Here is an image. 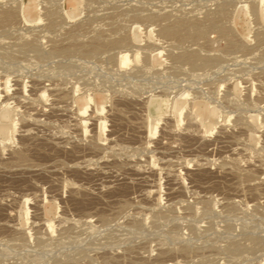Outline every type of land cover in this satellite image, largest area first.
<instances>
[{
  "label": "rangeland",
  "instance_id": "rangeland-1",
  "mask_svg": "<svg viewBox=\"0 0 264 264\" xmlns=\"http://www.w3.org/2000/svg\"><path fill=\"white\" fill-rule=\"evenodd\" d=\"M0 12V264H264V0Z\"/></svg>",
  "mask_w": 264,
  "mask_h": 264
},
{
  "label": "bare ground",
  "instance_id": "bare-ground-1",
  "mask_svg": "<svg viewBox=\"0 0 264 264\" xmlns=\"http://www.w3.org/2000/svg\"><path fill=\"white\" fill-rule=\"evenodd\" d=\"M255 4V3H254ZM253 7V6H252ZM252 7H251V9H252ZM115 8V7H114ZM220 8H222V6L220 7ZM245 8V7H244ZM254 8V7H253ZM26 10V13H28L29 11H30V9H31V7L28 5V6H26V8H25ZM136 9V8H135ZM138 10V9H137ZM5 11V10H4ZM47 11H48V9H47ZM139 11V10H138ZM221 11H223V10H221ZM253 11H255V10H253ZM217 12H219V13H221L220 11H217ZM1 13V12H0ZM3 13V12H2ZM48 13V12H47ZM115 13V12H114ZM113 13V15H115ZM120 13V12H119ZM207 13V12H206ZM226 13V12H225ZM51 14V13H50ZM54 14V12H52V18H53V15ZM56 14V13H55ZM58 14H60V13H58ZM122 14V13H121ZM212 14V13H211ZM215 14V13H214ZM214 14H212L211 16H213ZM218 14V13H217ZM222 14V13H221ZM224 14V13H223ZM222 14V15H223ZM47 15V14H46ZM127 15H128V13H127ZM136 15V14H135ZM226 15V14H225ZM13 16H14V13H10V12H6V13H4L3 15H1L0 16V22H2L3 23V21L5 20L6 22L8 21L9 23H10V19L11 20H13L12 18H13ZM58 16V15H57ZM66 16L67 17H72L73 15H70L69 13H66ZM129 16V15H128ZM148 16V15H147ZM162 16V15H161ZM217 16V15H216ZM15 17V16H14ZM48 17H50L49 15H48ZM111 17V16H110ZM118 17V16H117ZM132 17V16H131ZM141 17V16H140ZM164 17V16H163ZM209 17V16H208ZM214 17V16H213ZM217 17H219L220 18V16H217ZM222 17V16H221ZM40 18V17H39ZM51 18V17H50ZM55 18V17H54ZM133 18V17H132ZM144 18V17H143ZM143 18H142V20H143ZM173 18V17H172ZM216 18V17H215ZM23 19L25 20V21H29L28 19H27V16L25 17V16H23ZM48 19V18H47ZM58 19V18H57ZM115 19V18H114ZM165 19V18H164ZM208 19V18H207ZM211 19V18H210ZM15 20V19H14ZM50 20V19H49ZM145 20V19H144ZM143 20V21H144ZM167 20V19H166ZM170 20V19H169ZM188 20V19H187ZM187 20H183V22L185 21H187ZM191 20V19H190ZM190 20H189V22H190ZM41 21V20H40ZM119 21H120V19H119ZM154 21V20H153ZM157 21H159V20H157ZM160 21H161V19H160ZM162 21H163V19H162ZM207 21V20H206ZM211 21V22H210ZM217 21H219V23H221V20H217V19H214V18H212L211 20H209V22H208V24L210 23L211 25H213V26H219L218 25V23H217ZM50 22V21H49ZM52 22H54V21H51V24H52ZM156 22V21H155ZM164 22V21H163ZM183 22H181V21H175V23H177V24H175V25H173V23L172 24H167V25H165V26H170V27H164V29L163 30H161V34L163 35V36H168V37H176V38H179V40L182 38L183 40L185 39L184 37H186L187 36V38L188 37H190V36H192L193 37V35H194V38H195V36L196 37H200V36H197L196 34H198V35H200V34H202L204 31H202L203 29H205L206 27H207V25H205L206 27L205 28H203L204 26H203V24H202V26L203 27H201V26H199V24H200V22H199V24L197 25V21L195 20V22H197L194 26H192V28H194V31H193V29L192 30H189V28L187 29L186 27V24L184 25L183 24ZM189 22H187V24H189ZM205 22V21H204ZM38 23V22H37ZM113 23V22H112ZM191 23V22H190ZM194 23V22H193ZM207 23V22H206ZM6 24V23H5ZM4 24V25H5ZM57 24H58V22H57ZM110 24H111V22H110ZM119 24H121V23H119ZM209 24V25H210ZM223 24V23H222ZM1 25V24H0ZM113 25V24H112ZM171 25H173V26H171ZM210 25V26H211ZM221 25V24H220ZM52 26V25H51ZM111 26V25H110ZM110 26H108V27H110ZM117 26V25H116ZM190 26V29H191V24L189 25ZM195 26H199V27H201V28H197V27H195ZM212 26V27H213ZM222 26H224V25H222ZM49 27V26H48ZM209 27V26H208ZM208 27L206 28V29H208ZM212 27H210V29H212ZM78 28V27H77ZM203 28V29H202ZM213 28H215V27H213ZM221 28V27H220ZM224 28H225V26H224ZM3 29H4V27H3ZM79 29V28H78ZM119 28L117 27V31H120V30H118ZM186 29V30H185ZM200 29H202V30H200ZM205 29V30H206ZM226 29V28H225ZM223 30V28L221 29V32L223 33V34H225L226 32V30H228V29H226V30ZM2 30V29H1ZM103 30V29H102ZM160 30V29H159ZM209 30V29H208ZM207 30V31H208ZM215 30V29H214ZM219 30L220 29H218L217 31L219 32ZM3 31V30H2ZM78 31V30H77ZM104 31V30H103ZM111 31V30H110ZM113 31V30H112ZM207 31H205V33H207ZM79 32V31H78ZM77 32V33H78ZM82 32V31H81ZM102 32V31H101ZM160 32V31H159ZM70 33V32H69ZM98 33H99V31H98ZM257 33V32H256ZM73 34H74V32H73ZM73 34H72V36H73ZM103 34V33H102ZM160 34V35H161ZM221 34V33H220ZM222 34V35H223ZM227 34H229V33H227ZM104 35V34H103ZM102 35V36H103ZM161 35V36H162ZM114 36V35H113ZM201 36H203V35H201ZM225 36V35H224ZM257 36V35H256ZM80 37H82V36H80ZM111 37V36H110ZM109 37V38H110ZM191 37V38H192ZM159 38H160V36H159ZM193 38V39H194ZM92 39V38H91ZM96 39V38H95ZM124 39V38H123ZM170 39V38H169ZM97 40V39H96ZM112 40V39H111ZM113 40H115V39H113ZM119 40V39H118ZM177 40V39H176ZM182 40V42H184ZM196 40V39H195ZM121 41V40H120ZM124 41V40H123ZM193 41V40H192ZM68 42V41H67ZM78 42V41H77ZM96 42H100V40L99 41H96ZM116 41H114V43H115ZM177 42V41H176ZM116 43H120V42H116ZM187 43V42H186ZM259 43V42H258ZM104 44H106V43H104ZM109 44V43H108ZM112 44V43H111ZM123 44V43H122ZM126 43H124V45H125ZM177 44V43H176ZM184 44V43H183ZM233 44V43H232ZM29 45V44H28ZM28 45H26V46H28ZM36 45V44H35ZM69 45V44H68ZM72 45V44H71ZM80 45V44H79ZM95 45V44H94ZM98 45H100V44H98ZM107 45V44H106ZM234 45V44H233ZM23 46V45H22ZM25 46V45H24ZM33 46V45H32ZM84 46V45H83ZM87 46V45H86ZM92 46H93V44H92ZM115 46V45H114ZM121 46V45H120ZM181 46H182V44H181ZM237 46V45H236ZM31 47V46H30ZM33 47H35V46H33ZM89 47V46H88ZM87 47V48H88ZM178 47V46H177ZM67 48V47H66ZM75 48V47H74ZM108 48V47H107ZM179 48V47H178ZM82 49V48H81ZM185 49V48H184ZM243 49V48H242ZM63 50V49H62ZM93 50H94V48H93ZM102 50V49H101ZM187 50V49H186ZM70 51H71V49H70ZM78 51V50H77ZM83 51V50H82ZM99 51V50H98ZM167 51V50H166ZM190 51V50H189ZM72 52V51H71ZM93 52H95V51H93ZM97 52V51H96ZM95 52V53H96ZM168 52V51H167ZM65 53V52H64ZM70 53V52H69ZM88 53V52H87ZM195 53V52H194ZM54 54V53H53ZM180 55V54H179ZM92 56V55H91ZM171 56V55H170ZM175 56V55H174ZM176 57V56H175ZM199 56L197 55L196 56V54H193V53H190V54H183V55H180V56H178V57H176L175 59H178L179 61H186L187 63H192V62H194L195 63V59L197 58V59H199L198 58ZM171 58H173V56L171 57ZM132 61H134V62H136L137 61V54H135L134 56H133V60ZM129 59H128V56L127 55H122L121 57H120V60H119V65H120V67H126V66H128L129 65ZM185 62V63H186ZM197 62V61H196ZM180 64H184V63H180ZM188 64V65H189ZM194 65V64H193ZM195 66V65H194ZM188 67H190V65L188 66ZM193 68V67H192ZM143 70V69H142ZM144 70H146V69H144ZM148 71V70H147ZM263 81V80H262ZM263 83V82H262ZM263 88V87H262ZM218 96V95H217ZM220 98H221V96H219ZM222 99V98H221ZM90 100V99H89ZM219 100V99H218ZM160 110H161V106L158 104V105H152V111L154 112V114L155 113H157V112H160ZM81 113L84 111V107H82L81 108ZM103 111V108L102 107H100L98 104H96L95 105V112H97V113H99V114H101V112ZM194 112L196 113V115H197V117H198V119L200 120V121H202L203 119H204V115H203V112L201 111V110H199L198 108L196 109H194ZM150 114V113H149ZM150 115H152V114H150ZM104 120H100V123H99V126H98V129L101 131L102 130V128H103V126L104 125H102V123L104 124V122H103ZM155 124V123H154ZM248 125V124H247ZM155 126V125H154ZM154 129H155V127L150 131V134L152 135L153 133H154ZM7 140H10V135L9 134H7V138H6ZM20 155V154H19ZM248 226V225H247ZM205 227V226H204ZM244 227V226H243ZM228 228V227H227ZM224 229H226V228H224ZM193 230V229H192ZM232 230V229H231ZM81 231V230H80ZM91 231V230H90ZM189 231V230H188ZM207 231V230H206ZM230 231V230H229ZM194 232V231H193ZM205 231H203V233H204ZM237 232V231H236ZM186 233V232H185ZM197 233H200V232H197ZM116 234V233H115ZM206 234V233H205ZM110 235H112V234H110ZM190 235V234H189ZM188 235V236H189ZM204 236V235H203ZM114 237V236H113ZM119 237V236H118ZM120 237H121V234H120ZM123 237V236H122ZM116 238H117V235H116ZM115 238V239H116ZM124 239V238H123ZM47 240V239H46ZM113 240V239H112ZM41 241H43V240H41ZM41 243V242H40ZM51 243V242H50ZM119 243V242H118ZM37 244V243H36ZM39 244V243H38ZM53 244V243H52ZM53 245H55V244H53ZM36 248V247H35ZM40 249V248H39ZM236 249V248H235ZM234 249V250H235ZM41 250V249H40ZM233 250V249H232ZM234 252H236V251H234ZM229 253V252H228ZM230 255V254H229ZM230 257V256H229Z\"/></svg>",
  "mask_w": 264,
  "mask_h": 264
}]
</instances>
